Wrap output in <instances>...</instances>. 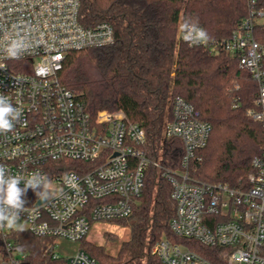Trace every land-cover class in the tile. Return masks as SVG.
<instances>
[{
    "label": "built area",
    "instance_id": "obj_1",
    "mask_svg": "<svg viewBox=\"0 0 264 264\" xmlns=\"http://www.w3.org/2000/svg\"><path fill=\"white\" fill-rule=\"evenodd\" d=\"M247 2L249 16L230 37L211 38L198 46L215 54L225 51L252 73L259 86L260 109L251 114L264 123V48L254 34L257 26L264 27V0ZM80 9L81 0H0V42L24 38L30 43L20 59H8L0 52V95L21 109L13 129L0 134V165L14 176L46 174L52 189L50 200L38 204L37 198L26 204L29 208L21 213L20 223L37 236L80 241L94 221L131 215L148 170L154 167L172 185L177 213L170 226L176 235L224 249L220 253L228 264H264V152L253 160L248 187L211 183L193 177L189 165L208 144L212 124L184 97L173 98L164 126L165 137L184 143L179 169L149 155L144 127L123 110L92 115L62 83L60 73L69 52L110 45L115 29L109 21L83 25ZM68 159L86 166L68 171L52 168ZM45 223L47 228L40 231ZM14 228L4 226L0 234L5 238ZM8 247L9 255L0 264L19 263V253L10 243ZM152 253L161 264H221L167 237L152 247ZM66 264L101 263L80 249L66 258Z\"/></svg>",
    "mask_w": 264,
    "mask_h": 264
},
{
    "label": "trees",
    "instance_id": "obj_2",
    "mask_svg": "<svg viewBox=\"0 0 264 264\" xmlns=\"http://www.w3.org/2000/svg\"><path fill=\"white\" fill-rule=\"evenodd\" d=\"M249 13L247 0H81L82 24L111 22L115 41L69 52L61 81L92 115L123 110L144 127L149 155L172 169L182 167L185 147L180 138L165 137L164 126L171 117L173 98L184 97L212 124L208 144L190 162L191 175L211 183L248 187L253 160L264 152V123L251 114L260 109L258 83L225 51L215 54L203 46H189L179 36V28L185 20L198 21L211 38H228ZM254 34L264 48V27L257 26ZM84 166L71 159L52 164L59 171ZM25 199L32 204L37 196L29 189ZM176 213L170 181L150 167L133 213L109 220L130 230L117 253L87 237L80 240L81 249L101 264H161L152 247L167 237L228 264L220 253L224 249L176 235L170 226ZM105 237L112 239L108 233ZM9 243L21 256L17 264H66V259L54 257L52 238L14 228L5 238L0 234V259L9 255Z\"/></svg>",
    "mask_w": 264,
    "mask_h": 264
},
{
    "label": "clouds",
    "instance_id": "obj_3",
    "mask_svg": "<svg viewBox=\"0 0 264 264\" xmlns=\"http://www.w3.org/2000/svg\"><path fill=\"white\" fill-rule=\"evenodd\" d=\"M184 41L189 46L206 44L211 37L206 29L199 26L198 21L185 20L181 26ZM30 48V43L24 39L6 38L5 42H0V52L8 59H20ZM21 116V109L15 107L10 98L0 95V134H6L13 129L14 122ZM23 183V187H21ZM32 189L38 200L48 201L52 198L51 181L46 174L33 172L30 176H14L7 172L3 165H0V228L15 226L20 232L25 231L24 225L20 223L21 213L25 212L26 193ZM47 228L45 223L40 231Z\"/></svg>",
    "mask_w": 264,
    "mask_h": 264
},
{
    "label": "rangeland",
    "instance_id": "obj_4",
    "mask_svg": "<svg viewBox=\"0 0 264 264\" xmlns=\"http://www.w3.org/2000/svg\"><path fill=\"white\" fill-rule=\"evenodd\" d=\"M106 233L112 237L109 241L106 240ZM129 236L130 230L128 227L119 225L115 222L97 220L92 223L86 237L96 244L105 246L110 253L116 254L121 241L128 239ZM53 241L54 252L57 253L61 259H66L81 249V242L78 240L59 237L54 238Z\"/></svg>",
    "mask_w": 264,
    "mask_h": 264
},
{
    "label": "water",
    "instance_id": "obj_5",
    "mask_svg": "<svg viewBox=\"0 0 264 264\" xmlns=\"http://www.w3.org/2000/svg\"><path fill=\"white\" fill-rule=\"evenodd\" d=\"M41 202H43V201H40V200H39V201H38V204H40Z\"/></svg>",
    "mask_w": 264,
    "mask_h": 264
}]
</instances>
